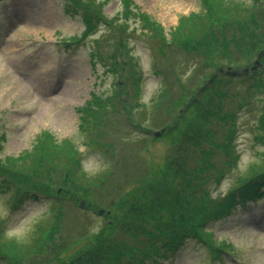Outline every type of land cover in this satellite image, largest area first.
<instances>
[{
  "label": "trees",
  "instance_id": "16d2710c",
  "mask_svg": "<svg viewBox=\"0 0 264 264\" xmlns=\"http://www.w3.org/2000/svg\"><path fill=\"white\" fill-rule=\"evenodd\" d=\"M66 1L71 11L73 7L81 8L84 28L79 39L93 32L100 20L101 3L84 0L85 5H81V0ZM200 1L202 11L184 16L167 40L160 25L138 9L133 10L132 0H123L125 20L133 17L142 20L143 29L151 32V38H158V50L173 44L193 63L190 71L182 67L188 71L185 79L174 74V85L164 75L166 85L152 99L150 110L138 101L141 77L128 48L121 61L124 76L134 90L130 95L125 91L126 99L135 98V104L130 105L125 116L134 127L142 128L148 119L154 128L163 129L160 134L168 137L170 145L163 165L157 169L148 165L145 170L148 175L145 172L138 177L137 173L142 171L120 159L125 156L121 150L125 146L118 149L117 156L112 142L100 138L107 112L118 111L113 109L117 103L125 107L120 98L124 91L113 90L108 95L91 93L79 111L85 133L92 129L94 142L111 158L102 172L89 175L74 142L66 139L57 143L47 132L40 133L31 151L21 156L3 158L0 154V187L9 193L14 204L19 205L23 199L36 198V195L49 196L54 201L50 221L40 227L32 246H15L0 227V262L157 264L188 238L202 243L211 261H221L224 254L233 256L232 243L227 239L218 240L210 225L237 206L244 208L264 197V152H261L260 161L250 164L224 194L214 197L209 184L210 180L219 184L226 168L236 166L237 112L256 94L261 95V99L258 98L261 105L255 138L264 145V64L259 66L262 62L256 61L264 58V0H251L250 3L244 0ZM122 23L120 27L125 30L128 24ZM74 40L78 39H67ZM231 42L239 43L233 53L229 52ZM93 44L96 47V40ZM113 44L117 47H113L111 61L106 63L111 70L118 66L116 53L123 43L119 39ZM90 57L103 61L96 51L90 52ZM238 82L243 85L242 89L235 88ZM115 84L120 86L119 82ZM110 106L109 112L107 107ZM4 138L0 134V152ZM115 173L126 176V180L123 182L115 177ZM133 182L136 185L124 192L125 186L130 187ZM58 188L60 192H56ZM80 188L85 195L101 189L106 195L98 206H105L111 212L110 215L102 214L105 223L97 232L89 230L82 234L85 243L80 250L66 256L65 251L72 243L56 239L64 217L62 204L78 202L75 190ZM98 206L91 202L85 204L83 210L96 212Z\"/></svg>",
  "mask_w": 264,
  "mask_h": 264
},
{
  "label": "rangeland",
  "instance_id": "374dc122",
  "mask_svg": "<svg viewBox=\"0 0 264 264\" xmlns=\"http://www.w3.org/2000/svg\"><path fill=\"white\" fill-rule=\"evenodd\" d=\"M94 1L101 3L99 8L96 6L100 20L93 32L79 39L84 28L81 8L73 7L71 11L66 0H0V134L5 137L1 139L0 154L3 158L21 156L31 151L40 133L47 132L57 143L72 140L80 152L84 170L89 175L99 174L109 166L111 158L94 142L92 129L85 133L79 110L90 99L91 93L108 95L113 90H121L124 93L120 98L125 107L117 103L113 109L119 112L113 113L110 112L111 106L107 107L110 113L107 112L100 138L112 142L117 156L120 147L125 146L124 150L121 149L125 156L120 159L141 170L138 177L145 172L148 175L145 171L148 165L151 169L163 165L170 145L168 137L162 134L153 136L160 130L154 128L150 120L146 119L139 128L132 126L125 116L130 105L135 104V98L127 101L128 94L134 90L122 70L124 51L129 49L141 77L138 101L150 110L152 99L166 85L164 75L174 85V74L185 79L193 63L173 44L158 50V38H151V32L141 26L142 20L137 17L125 20L123 0ZM132 1L135 5L133 10L138 9L160 25L167 40L184 16L199 14L203 9L200 0ZM244 1L250 3L251 0ZM85 3L80 1L81 5ZM122 22L128 24L125 30L120 27ZM71 37L78 40L67 41ZM119 39L123 45L116 53L118 66L107 69L106 63L111 61L113 47H117L113 43ZM95 40L96 47L93 44ZM238 46V42H231L229 52L233 53ZM93 51L98 52L103 61L91 59L90 52ZM256 61L262 62L259 66L264 64V58ZM117 82L119 87L115 84ZM242 86L238 82L235 88L242 89ZM258 98L261 99V95H252L247 105L238 109L234 136L238 161L235 167L226 168L219 184L210 180L209 188L214 197L224 194L250 164L260 161L264 145L255 138L261 105ZM117 176L123 182L126 180L122 174L115 173ZM135 185L133 182L130 187L125 186L124 192ZM75 193L78 194V202L62 204L64 217L56 238L72 243L65 251L66 256H72L82 248L85 231L97 232L104 225L105 218L97 213L100 208L104 210L102 214L110 215L111 212L105 206H98L106 195L101 189L85 195L80 188ZM114 194L111 193L112 196ZM81 200L84 206L97 203L96 212L80 208ZM53 208L54 201L45 195L27 197L16 205L9 193L0 187V227L15 246H32L40 227L49 223ZM210 228L218 240L227 239L232 243L235 249L232 257L225 254L221 261H211L206 247L188 238L157 264H264V198L250 202L244 208L237 206L234 211L212 222Z\"/></svg>",
  "mask_w": 264,
  "mask_h": 264
},
{
  "label": "water",
  "instance_id": "95a60500",
  "mask_svg": "<svg viewBox=\"0 0 264 264\" xmlns=\"http://www.w3.org/2000/svg\"><path fill=\"white\" fill-rule=\"evenodd\" d=\"M159 133H160V132H155L154 135H155V136H158ZM83 204H84V202L81 200V201H80V206H83ZM103 211H104L103 209H100V210H99V214H102Z\"/></svg>",
  "mask_w": 264,
  "mask_h": 264
}]
</instances>
